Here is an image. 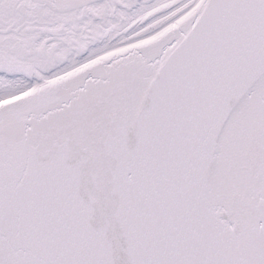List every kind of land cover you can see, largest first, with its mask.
I'll use <instances>...</instances> for the list:
<instances>
[{
	"label": "snow or ice",
	"instance_id": "6c2138e0",
	"mask_svg": "<svg viewBox=\"0 0 264 264\" xmlns=\"http://www.w3.org/2000/svg\"><path fill=\"white\" fill-rule=\"evenodd\" d=\"M0 264H264V0H0Z\"/></svg>",
	"mask_w": 264,
	"mask_h": 264
}]
</instances>
